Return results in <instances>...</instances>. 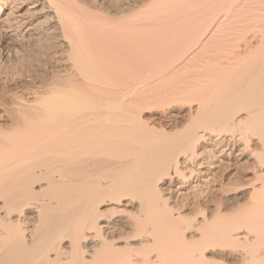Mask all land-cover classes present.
<instances>
[{
	"label": "bare ground",
	"instance_id": "1",
	"mask_svg": "<svg viewBox=\"0 0 264 264\" xmlns=\"http://www.w3.org/2000/svg\"><path fill=\"white\" fill-rule=\"evenodd\" d=\"M38 13L0 264H264V0H0V40Z\"/></svg>",
	"mask_w": 264,
	"mask_h": 264
},
{
	"label": "rangeland",
	"instance_id": "2",
	"mask_svg": "<svg viewBox=\"0 0 264 264\" xmlns=\"http://www.w3.org/2000/svg\"><path fill=\"white\" fill-rule=\"evenodd\" d=\"M45 13H43V14H40V13H38V18H37V16H35L34 17V23L35 24H38V23H40L41 22V24H39L37 27L39 28V30L40 31H38V30H35V32H34V34H32L28 39H26V41H21V43L19 42L20 40H18V42H17V40L16 41H14L15 39H9L8 41H10V42H6V41H3V40H0L1 42H0V102H5L6 100H8L9 101V99L11 100V99H14V98H18V97H23L24 95V97L26 98H30L31 96V94H29V92L30 91H32V86H33V83H34V81H35V83H34V85H36V83L38 82V80L36 79V77L35 76H37L38 78L39 77H42L44 74V72L46 71V69L48 70V68H50L49 67V65H48V67H39V66H37V60H36V58L37 59H40V57L42 58V57H44L45 55L43 54L44 52L43 51H41V48H39L40 46H37V44H39L40 45V41H42L41 39L43 38V40L45 39V37L47 36H49V28H47L48 26H47V24L48 23H46L45 24V22H44V19H46L47 17H45V16H43ZM42 18H44L43 19V21H39V20H42ZM36 21H38V22H36ZM36 27V29H38ZM42 29V30H41ZM38 31V32H37ZM44 33H47L46 34V36H45V34ZM41 34V35H40ZM40 35V36H39ZM34 36V37H33ZM42 36V37H41ZM33 37V38H32ZM33 40H32V39ZM39 38H40V41H39ZM37 39H38V41H37ZM12 40V41H11ZM31 40V41H30ZM35 41V42H34ZM25 42H26V44H25ZM33 42V43H32ZM24 43V44H23ZM37 43V44H36ZM6 44V45H5ZM12 44V45H11ZM20 44V45H19ZM29 44V45H28ZM27 45H28V48H30V50L29 49H27L26 47H27ZM10 46V47H9ZM19 46V47H18ZM23 46V47H22ZM31 46V47H30ZM25 47V48H24ZM12 48V49H11ZM17 48V49H16ZM21 48H22V50H21ZM23 48H24V50L26 51H24L23 52ZM34 50V51H32V49ZM36 48V49H35ZM8 49V50H7ZM10 49V50H9ZM39 49V50H38ZM18 50V51H17ZM36 50H37V53H41L40 55H43V56H40L39 54H35V53H33V55H31L32 54V52H36ZM21 53H20V52ZM41 51V52H40ZM30 52V53H29ZM17 53V54H16ZM22 53L23 54H25V55H22ZM26 53H27V56H26ZM29 54V55H28ZM31 55V56H30ZM19 56V57H18ZM30 56V57H29ZM10 57V58H9ZM23 57H24V59H23ZM26 57V58H25ZM27 57H29V58H27ZM32 57V59H33V61L35 62H33V61H31L32 59H30ZM34 57V58H33ZM15 58V59H14ZM11 59V60H10ZM18 59V60H17ZM24 60V61H21V60ZM26 59V60H25ZM17 60V62H15ZM8 62H9V64H8ZM12 62V63H11ZM4 63H5V65H4ZM18 64V65H16V64ZM19 63H22L21 65L19 64ZM32 63V64H31ZM34 63V64H33ZM15 64V65H14ZM27 67H29V68H27ZM32 65H34V66H32ZM7 66V67H6ZM9 66V67H8ZM35 69H33L32 67ZM11 67H13V71H12V68ZM22 67V68H21ZM25 67V68H24ZM15 68H17V69H15ZM30 68H32L33 69V71H32V69H30ZM43 68H46L45 70L43 69ZM5 69V70H4ZM7 69V70H6ZM19 69H22V70H19ZM25 69V70H24ZM30 69V70H29ZM18 70V71H17ZM26 70H27V73H26ZM36 70H38L37 72H39V73H37L36 72V74H38V75H34V71H36ZM30 71H32V74H33V76H32V74H30L31 72ZM30 72V73H29ZM43 72V73H42ZM47 72V71H46ZM45 72V74H48L49 73V71L46 73ZM29 73V74H28ZM40 74V75H39ZM43 74V75H42ZM46 76V75H45ZM33 77H35V78H33ZM33 78V79H32ZM32 79V80H31ZM33 81V82H32ZM31 83H32V86H31ZM25 85H28V86H25ZM31 87V88H30ZM28 88V89H27ZM29 89H30V91H29ZM24 93V94H23ZM2 99H4V100H2ZM0 110H1V108H0ZM2 113V112H1ZM160 114V112H158L157 111V113H156V115H159ZM245 159H243V161H244ZM242 161V160H241ZM242 161V162H243Z\"/></svg>",
	"mask_w": 264,
	"mask_h": 264
}]
</instances>
